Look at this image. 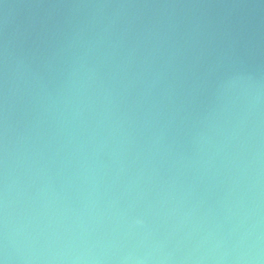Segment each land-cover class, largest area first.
<instances>
[{"label": "water", "instance_id": "water-1", "mask_svg": "<svg viewBox=\"0 0 264 264\" xmlns=\"http://www.w3.org/2000/svg\"><path fill=\"white\" fill-rule=\"evenodd\" d=\"M0 264H264V0H0Z\"/></svg>", "mask_w": 264, "mask_h": 264}]
</instances>
